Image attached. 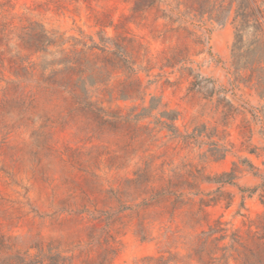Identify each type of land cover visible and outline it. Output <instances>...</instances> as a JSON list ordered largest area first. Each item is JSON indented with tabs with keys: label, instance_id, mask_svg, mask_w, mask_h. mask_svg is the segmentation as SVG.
<instances>
[{
	"label": "rangeland",
	"instance_id": "1",
	"mask_svg": "<svg viewBox=\"0 0 264 264\" xmlns=\"http://www.w3.org/2000/svg\"><path fill=\"white\" fill-rule=\"evenodd\" d=\"M183 1L0 0V230L16 249L64 264L107 247L108 264H264V61L235 68L233 10L218 23ZM40 29L141 43L142 93L121 98L119 70L87 85L94 112L69 110L36 87L50 68L23 39ZM253 37L243 61L264 56V31Z\"/></svg>",
	"mask_w": 264,
	"mask_h": 264
},
{
	"label": "trees",
	"instance_id": "2",
	"mask_svg": "<svg viewBox=\"0 0 264 264\" xmlns=\"http://www.w3.org/2000/svg\"><path fill=\"white\" fill-rule=\"evenodd\" d=\"M154 4V1H149L143 4V7H134L133 11L143 12L153 7ZM182 4L187 10L196 11L200 15L207 14L210 20L218 23L225 21L233 10L235 37L232 44V58L235 68L249 66L253 69L255 63L264 61V56L243 61V56L250 53L249 50L242 52L243 47L247 48V45L242 44L244 33L246 39L253 42L256 39L253 37L255 32L264 31V21H261L264 10L256 5V0H184ZM2 39L3 37H0V41ZM23 40L33 53H42V60L39 64L42 70L50 68L47 74L40 75V79L36 81V87L42 91H50L52 94L61 93L62 101L69 110L94 112L96 106L90 100L87 85L94 86L102 83L119 70L126 77L119 84L118 95L128 99L142 93L140 78L133 67L137 58L134 55L132 57V51L136 52L143 46L134 39L117 35L114 39L100 37L99 41L95 42L90 36L64 38L63 36L47 35L43 29H40L35 35ZM69 41L72 42L65 46ZM48 46L56 49L48 50ZM188 51L189 47L186 46L173 52V56L166 60L167 64L173 65L185 59ZM45 54H49L50 57L46 58ZM19 59L20 56H17V60ZM145 110L144 108L143 111ZM142 115L139 114L135 117ZM216 179L218 182L232 181L234 169L220 173ZM16 239L15 235L0 230V264H37L43 260H48V264H64L65 261L70 260V258L61 257L56 253H44L42 249H39L37 255L38 257L41 255V259H38L37 256L32 257L27 251L21 252L16 249ZM39 244L36 243L34 247L39 248ZM114 254V249L107 247L98 254L96 259H86L82 264H108ZM144 260L148 262L162 261L161 258L154 259L150 256ZM163 262L166 264V261ZM242 264L247 263L242 262Z\"/></svg>",
	"mask_w": 264,
	"mask_h": 264
}]
</instances>
